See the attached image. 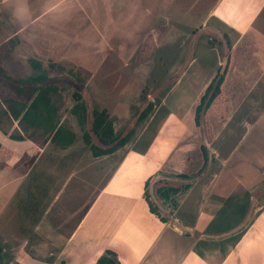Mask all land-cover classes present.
<instances>
[{
    "label": "crops",
    "instance_id": "0c3cea01",
    "mask_svg": "<svg viewBox=\"0 0 264 264\" xmlns=\"http://www.w3.org/2000/svg\"><path fill=\"white\" fill-rule=\"evenodd\" d=\"M60 1L43 0V14L57 10L71 16L76 12L75 23H81V11L85 6L89 9V5L81 1L79 6L77 0L62 5ZM159 1L160 9L154 12L157 17L149 22L141 37L143 46L151 44V50L161 41H172L174 37L182 42V34L189 35L186 28L172 27V15L168 12L167 18L160 16L164 14L161 7L166 8L170 0ZM205 1L209 4L205 16L199 20L198 28H192L187 54L173 69L179 76L189 67V81L195 86L183 105L189 101L194 107L201 92L213 84L208 96L207 92L203 93L207 101L201 106L199 120L195 122L191 110L186 118L179 109L173 110L172 117L160 119L156 110L163 106L164 100L158 101L130 140L99 155L91 152L81 170L96 164L97 176L83 173L75 179L74 185L88 187L80 192L81 198L75 204L67 208L56 207L62 186L70 185L71 174H64L61 186L52 195L48 194L43 215L48 217L45 223L48 224L45 231L49 234L48 240L41 239V218H30L34 238L37 236L38 239L34 241L29 238L30 229L25 225L22 226L27 229L24 231L21 226L10 223L9 234L0 228L1 243L12 246L11 258L5 264H256V258L259 264H264V0ZM202 2L188 0L187 8ZM179 9L173 7L171 10L177 12ZM21 13H18L21 19L23 15L27 16ZM202 35H207V40L213 43L210 50L214 52L215 63H204L199 59L201 56L192 53ZM251 37L252 43L248 44ZM243 45L247 49L245 52L256 51V59L244 61L240 57ZM249 45H256V48ZM116 48L111 42L103 45L96 54V66L106 63L107 58L109 61L114 59L115 54L111 58L109 53H116ZM231 52L234 54L232 61L229 58ZM222 67L224 71L220 70ZM224 72H228L229 79L239 91H244V95L247 92L253 94L254 102L245 106L243 112L232 103L233 100L223 101L226 88L220 89L219 82ZM244 95L236 92L235 97L240 99ZM215 106L220 109L223 106L219 111L221 118L213 116L219 126L216 130H208L203 120L210 113L208 109ZM246 110L253 113L252 119H246ZM202 111L204 116H201ZM43 142L39 146L34 141L19 140L15 141V146L7 148L17 157L27 148L46 149L48 144V147L53 145L50 139ZM73 143L74 140L68 145L57 143L58 153L64 155ZM1 145L0 153L5 148ZM178 150L188 155L170 160L165 168L172 153ZM187 162L196 165L186 170ZM29 173L28 176L23 173L19 179L28 178L30 184L31 177H35ZM154 177H160L153 190L164 208V214L160 213L166 221L150 210L146 199V190L148 192ZM17 189L14 182L5 195L6 200L1 201L4 204H0L8 217L16 215L14 195ZM238 201L243 207L237 221L240 226H229L231 229L221 231L226 227L221 225L229 221L221 218L223 209L230 202L237 208ZM172 219L179 220L189 229H173ZM226 237L231 239L230 243H226ZM213 239L226 242L213 249L209 244ZM46 242L54 247L43 252L38 261L37 254L42 252L41 245Z\"/></svg>",
    "mask_w": 264,
    "mask_h": 264
},
{
    "label": "rangeland",
    "instance_id": "374dc122",
    "mask_svg": "<svg viewBox=\"0 0 264 264\" xmlns=\"http://www.w3.org/2000/svg\"><path fill=\"white\" fill-rule=\"evenodd\" d=\"M68 1L61 0L60 3L63 5ZM77 1L79 6L81 1L89 5V9L85 6L81 11V16H79L81 23L78 21L75 23L74 14L76 12L71 16L68 12L57 10L43 14L45 7L43 0H0V147H3L1 144L5 145L4 152L0 153V204H4L1 201L6 200L5 195L14 186V182L15 187H18L14 195L16 215L8 217L0 205V228L3 227V232L9 234L12 230L10 223L21 226L24 231L27 230L22 227L25 225L30 229L28 235L32 241L38 240L37 236L34 238L35 232H32V227H30L32 217L41 218L39 227L43 237L40 238L49 239V234L45 232L48 230V224H45L48 217L43 216L45 200L48 194L52 195L61 186L64 174H71L69 178L71 181L70 185L62 186V194L56 202L57 208L72 206L78 198H81L82 193L80 192L88 188L74 185L76 178L83 173L97 176L96 164L81 170L92 152L91 147L84 143L82 135L84 132L90 135L91 143L96 146V149L108 148L127 135L130 140L138 133L137 130L144 118L149 115L139 119V114L146 105L151 103L153 105L151 110H153L158 101L162 100H164L163 106H158L159 109L156 110L158 118H170L173 116V110L176 109L185 113L184 117L188 118L190 115L188 112L191 110L197 122L202 108L199 110L196 104L204 92H207L208 96L213 85H210V89L205 88L201 92L194 107L189 101L183 105L184 99H189L195 86H192L193 83L189 81V67L183 75L178 76L177 71H173L177 61L187 54L186 49L193 36L192 28H198L201 23L199 20L205 16L209 6L207 1L203 0L202 3H195L194 7L187 8L188 0H170L166 8L161 7V11L164 9V14L160 16L167 18L168 12L172 15L170 17L172 27L186 28L190 36L183 33L182 42H178L171 32L172 41H161L152 50L151 44L143 46L141 37L144 36L149 22L155 21L157 17L154 12L160 9L159 0H97V4L96 0ZM176 1L178 2L172 5ZM65 6L66 9L69 8ZM177 6L181 9L172 12L171 9L173 7L178 9ZM21 7L23 8L22 13L27 14V16L23 15L26 18L21 19L18 16V13H21ZM70 17L74 21H71ZM154 29L157 30V27L155 26ZM130 32L131 35H129ZM207 38V35L198 38L196 48L194 52L192 49V53L194 56H201L199 59L202 62L212 64L215 63L214 52L210 50L213 43ZM175 40H177L176 43ZM107 42L116 44V53L115 51L109 53L111 58L115 54L114 59L109 61L107 58L106 63L96 66L98 62L96 54ZM216 42L220 48L218 41ZM251 43L252 37L248 44ZM249 46L256 48V45ZM246 50L243 45V53H239L244 61L249 58L256 59V51L245 52ZM150 54L151 57L148 58ZM229 58L230 61L233 60V52ZM220 70L224 71L223 67ZM219 85L220 89L223 86L226 88L224 103H227L228 99L233 100L232 103L239 106V111L254 102L251 98L253 94L247 92L244 95L243 90L239 91L236 84L229 79L228 72L222 74ZM31 86H40L48 96L50 107L53 110L51 122L45 120L46 107L42 103L39 102L38 109L34 110L29 106L31 99L34 98L32 93L17 90V88L29 90L27 88ZM76 92L86 106L87 120L84 124H79L76 116L70 112L75 102ZM236 92L244 96L237 99ZM254 98H256V92ZM206 101L205 98L203 103ZM222 107L220 109L215 106L208 109L210 113H207L203 120L205 128L216 130L219 123L214 122L213 116L217 115L221 118L219 111ZM94 109L99 111L106 109L108 120L116 135L113 141L103 144L92 132V111ZM30 111L33 114L41 112L39 116L41 118L31 119ZM203 112L201 116H204ZM244 113H246V119H252L253 113L247 110ZM25 114L28 116H24ZM35 121L38 124H35ZM49 123L50 127L54 124L61 125L64 129L74 133V143L64 155L58 153L59 148L56 145H59L54 140H51L53 145L48 147V144L46 149L27 148L21 150L17 157L9 150L10 147L15 146V141H19L10 138V135L21 136L22 140L34 141L41 146L44 143L43 140L50 136V134L46 135ZM183 155L187 156L188 153L181 150L173 152L164 167L168 168L170 160ZM195 165L194 162H187L186 170L193 169ZM23 173H26V176L29 173V176L35 177L33 179L31 177L30 184L28 178L19 179ZM147 195L149 196V193ZM237 203V208L233 202H230L223 209L221 218L229 221L221 225L226 226L221 228V231L231 229L228 228L229 226L236 228L240 226V221H237L243 207L241 201ZM10 218L13 220L8 222ZM213 240L209 243L212 244L213 249L224 245L226 241V243L231 242L229 237H226V241ZM41 246L42 252L37 254L38 261L43 257V252L47 253L54 247L47 242ZM11 251L10 243L3 244L0 241V264H5L10 260ZM258 262L256 258V264H259Z\"/></svg>",
    "mask_w": 264,
    "mask_h": 264
},
{
    "label": "trees",
    "instance_id": "16d2710c",
    "mask_svg": "<svg viewBox=\"0 0 264 264\" xmlns=\"http://www.w3.org/2000/svg\"><path fill=\"white\" fill-rule=\"evenodd\" d=\"M27 89L31 90V91L27 90L28 93H32L34 95V98L31 99L32 101L29 104V106H31V109L33 110L35 108L38 109V103L39 102L42 103L46 107V111H45L46 119L45 120L46 121L49 120L51 122L53 110L50 107L49 98L44 93L43 89L40 86H34L31 88H27ZM17 90L21 91L20 88H17ZM204 99H205V94L201 96V100L198 105L199 110L201 109ZM74 101L75 102L73 106L71 107L70 112L76 116L77 122L79 124H84L85 121L87 120L86 106L77 92L76 94H74ZM152 107L153 105L151 103H148L146 107L144 108V110L139 114V119L145 117L148 114V112L151 111ZM30 113L31 115H29V117L31 119L34 118V120H37V119L39 120L41 118L39 117L41 115V112L33 114V112L30 111ZM24 116H28V115L25 114ZM36 123L38 124L37 121H35V124ZM91 129H92V132L97 137L98 141L103 144H106L109 141H113L116 138L112 124L108 120V114L106 112V109H102L100 111L97 109H94L92 111ZM47 134H50V136L49 138H46V139L54 140L58 142L60 146L71 144L72 141L74 140V133L70 130L64 129L61 125L54 124L52 127H50V123H49V128L46 130V135ZM82 135H83L84 143L88 144L91 147L92 153L94 155L105 153L106 151L111 150L115 146L124 144L129 139V135H127V136L122 137L116 143H113L111 147L96 149V146L91 143L90 135H88V133L86 132H84ZM10 138L16 139V140L23 139L21 136H14V135H10ZM147 194L148 193L146 192V199H147L150 210L156 213L160 217V219L166 221V217L159 212V210L155 207V205L149 199V196Z\"/></svg>",
    "mask_w": 264,
    "mask_h": 264
},
{
    "label": "water",
    "instance_id": "95a60500",
    "mask_svg": "<svg viewBox=\"0 0 264 264\" xmlns=\"http://www.w3.org/2000/svg\"><path fill=\"white\" fill-rule=\"evenodd\" d=\"M182 69V68H181ZM181 71V70H180ZM160 179V177H154L149 186H148V193H149V197L152 201V203L155 205V207L159 210V212L164 214V208L162 207V205L159 203V201L157 200L154 190H153V185L154 183ZM171 227L177 231H187L189 229V227H187L186 225H184L182 222H180L177 219H172L171 220Z\"/></svg>",
    "mask_w": 264,
    "mask_h": 264
}]
</instances>
